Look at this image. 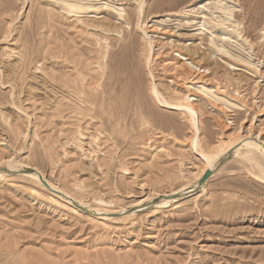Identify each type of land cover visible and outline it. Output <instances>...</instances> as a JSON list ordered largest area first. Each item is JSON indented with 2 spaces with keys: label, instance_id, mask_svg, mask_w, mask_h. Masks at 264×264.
<instances>
[{
  "label": "rangeland",
  "instance_id": "rangeland-1",
  "mask_svg": "<svg viewBox=\"0 0 264 264\" xmlns=\"http://www.w3.org/2000/svg\"><path fill=\"white\" fill-rule=\"evenodd\" d=\"M257 135L264 0H0V264H264Z\"/></svg>",
  "mask_w": 264,
  "mask_h": 264
},
{
  "label": "bare ground",
  "instance_id": "bare-ground-1",
  "mask_svg": "<svg viewBox=\"0 0 264 264\" xmlns=\"http://www.w3.org/2000/svg\"><path fill=\"white\" fill-rule=\"evenodd\" d=\"M69 5V8L72 10V9H75L76 7V9H78V10H80L81 12H82V10L84 11V9H85V7L84 6H82V5H79V4H68ZM69 9V10H70ZM77 10V11H78ZM79 11V12H80ZM188 13V12H187ZM186 14V13H185ZM204 23H206V20L204 19ZM208 23V22H207ZM207 25V24H206ZM209 25V24H208ZM211 25V24H210ZM220 26V29H222L223 31H225V32H227L228 30L225 28V27H223V25H219ZM229 32V31H228ZM227 32V33H228ZM147 33V32H146ZM239 36V35H238ZM152 40V39H151ZM150 43H151V41H150ZM181 57H180V59H183L184 61L185 60H189L190 58L189 57H187V56H184V55H180ZM177 61H179V60H177ZM177 61H176V63H177ZM183 64H185V63H183ZM182 64V65H183ZM184 66H187V63H186V65H184ZM183 68H185V67H183ZM187 69V68H186ZM174 73H173V76H178L177 75V73H178V68H174ZM189 73V72H188ZM203 74H205V73H203ZM187 75V74H186ZM184 76L183 78L181 77V79L180 80H183V81H185V80H187V81H189V82H192V83H199V82H205L203 79H204V77H203V75L200 73V72H192L190 75H188V76ZM153 78V77H152ZM176 78V77H175ZM207 79V78H206ZM175 80V79H174ZM179 80V79H178ZM90 82H91V80H90ZM175 82H177V81H175ZM93 83V82H92ZM206 83V82H205ZM68 84V83H67ZM66 84V85H67ZM75 89V88H74ZM155 89V88H154ZM64 90V89H63ZM76 90V89H75ZM189 90V89H188ZM155 91H156V93H158V95H159V101H163V103L165 102V103H168V101L164 98V97H162V96H160V95H162V94H159L160 92H158V90H156L155 89ZM62 92V91H61ZM68 94V93H67ZM70 94V93H69ZM78 94V93H77ZM59 95V94H58ZM158 95H157V97H158ZM67 97H69V96H67ZM66 97V98H67ZM73 97V96H72ZM186 99V98H185ZM187 100V99H186ZM185 100V102H187ZM170 104V103H169ZM186 105H181V107L183 106L184 108H186L191 114H195L196 113V108H194L193 107V105L188 101L187 103H185ZM61 112H62V110H61ZM194 116V115H193ZM195 119V118H194ZM78 140V139H77ZM243 142H245L244 143V145H243ZM224 148H223V150H222V152H221V154L218 156V158H221L223 155H225L228 151H231L233 148H235V147H238V148H236L235 149V151L237 152V151H239L240 149H242V148H244V147H247L248 148V153L245 155V158L246 159H248V161H257L258 162V159H257V152H260L263 156H264V137H263V135H257L255 138H251V136H239V138H237V139H233V138H230L229 137V139H228V141L226 142V144L224 143ZM91 148V147H90ZM93 152V151H92ZM95 152V151H94ZM212 167H214V161L213 162H210V164H209V166L207 167V169L205 170V172L203 173V175L206 173V171L208 170V169H212ZM31 175H33V174H31ZM34 177H37V178H39V176L36 174H34L33 175ZM40 179V178H39Z\"/></svg>",
  "mask_w": 264,
  "mask_h": 264
},
{
  "label": "water",
  "instance_id": "water-1",
  "mask_svg": "<svg viewBox=\"0 0 264 264\" xmlns=\"http://www.w3.org/2000/svg\"><path fill=\"white\" fill-rule=\"evenodd\" d=\"M226 159H227V156H224V157H222V158L218 161V163L221 164V163H223ZM211 174H212V169H208V170L206 171V173L204 174V176H203V182L206 181V180L210 177ZM43 182H44V184H45L47 187H50L49 183H47L45 180H43Z\"/></svg>",
  "mask_w": 264,
  "mask_h": 264
}]
</instances>
